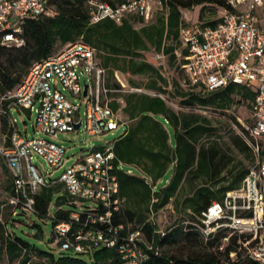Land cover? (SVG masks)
Wrapping results in <instances>:
<instances>
[{"label": "built area", "instance_id": "1", "mask_svg": "<svg viewBox=\"0 0 264 264\" xmlns=\"http://www.w3.org/2000/svg\"><path fill=\"white\" fill-rule=\"evenodd\" d=\"M50 0H0V44L22 47L21 37L28 20L52 16ZM90 24L105 20L116 25L130 16L150 20L155 0H126L111 5L104 0H82ZM232 9L222 10L213 26L182 25L179 29L180 49L186 51L181 68L190 87L211 93L228 85L254 92L245 120L233 115V131L249 147L253 161L240 185L225 193L220 202H212L184 225H191L204 241L222 235L228 243L234 238L229 259L239 256L256 264H264V26H257L254 12L264 7V0H225ZM161 5L160 0L156 1ZM243 6V9H239ZM181 58V51H174ZM155 61L164 60L154 54ZM145 93L108 72L96 59L95 50L82 39L66 44L52 56L31 65L22 81L5 93L0 102L8 103V121L12 128L10 147L0 145V156L8 170L16 197L7 198L12 214L35 213V196L44 187L61 185L79 207L65 222L53 226L59 251L89 257L94 250L115 249L119 264H144L145 250L151 246L140 232L119 236L112 226V215L121 203L117 170L135 175L132 167L115 164L112 144L95 149H82V154L63 170L57 179L42 176L33 164L35 157L52 169L59 170L70 159L63 146L48 140L59 133L81 131L89 137H100L121 130L126 134L128 121L123 113V95ZM14 109L34 110L32 138L18 132L10 112ZM82 111V113H81ZM196 113L205 114L202 110ZM82 114V115H81ZM78 128H76V126ZM41 134L44 138H38ZM4 141V139H3ZM147 183H150L147 180ZM157 233L164 235L163 230ZM221 249V248H220Z\"/></svg>", "mask_w": 264, "mask_h": 264}, {"label": "trees", "instance_id": "2", "mask_svg": "<svg viewBox=\"0 0 264 264\" xmlns=\"http://www.w3.org/2000/svg\"><path fill=\"white\" fill-rule=\"evenodd\" d=\"M104 1L115 5L126 0ZM160 2L163 11L153 21L143 24L142 18L130 16L121 25H116L108 20L90 24L82 0H50L51 17L28 20L24 24L21 34L25 41L24 46L0 44V98L22 81L33 63L57 53L58 46L64 47L79 39L95 50L96 59L107 70L109 79L115 71L146 77L147 82L143 87L129 84L145 93L123 95L127 130L124 136L112 142L115 164L121 163L136 171L135 175H128L125 170L114 172L119 186V198L123 202L119 211L112 215V226L122 227L118 231L120 237L140 232L143 241L151 246L150 250L144 249L147 255L144 264H256L239 256L234 261L229 259V253L235 248L234 238L230 237L228 243H225L219 234L204 241L191 225H184L193 215L200 214L212 202H220L226 192L237 188L249 168L240 169L236 166L232 157L222 149L216 139L217 129L212 120L195 111L227 109L234 103L233 97L239 98L249 109L254 92L244 87L228 85L215 92L206 93L197 87H190L184 75V88L173 83L171 90L167 91L168 82L159 68L144 58V54L151 51L154 54H163L182 71L181 66L185 62L182 57L187 53L180 49L178 40L179 29L184 25L181 10H191L199 6L202 10L207 5L220 8L221 11L232 9L225 0ZM201 18L200 13L199 20ZM218 21L219 19L199 25L213 27ZM135 24L142 26L137 29ZM176 50L181 51V58L174 55ZM174 101L189 112L174 111L169 106ZM7 106V102H0V145L6 148L10 147L9 137L12 133ZM222 116L230 126L231 122H235L233 116ZM229 144L252 164L253 156L249 147L236 133L229 138ZM3 167L10 181L5 187L6 197L14 198L16 195L8 170L5 164ZM169 170L171 177L168 183L160 186ZM188 184H194V188L187 194L185 186ZM73 201L61 185L44 187L35 196L33 214L43 223L49 220L53 229L55 224L67 221L71 213H79V207L88 208L82 203L76 205ZM169 204L173 207V213L184 215V220L164 229V235H160L153 217ZM3 206L5 203H0V207ZM6 206L11 208L12 221L14 216L23 214L13 215V206L7 202ZM6 227L0 223V258L3 255L9 260L20 258V264H28L32 256L38 259L34 264H119L115 249H96L87 260L82 255L67 252L56 256L36 248L14 234H4ZM32 228L35 229L34 238L43 236L40 226L33 224ZM53 239L54 235L52 242ZM180 243L192 248L202 247L208 251L190 253L185 258L161 252L164 247ZM55 244L59 248L60 243Z\"/></svg>", "mask_w": 264, "mask_h": 264}, {"label": "rangeland", "instance_id": "3", "mask_svg": "<svg viewBox=\"0 0 264 264\" xmlns=\"http://www.w3.org/2000/svg\"><path fill=\"white\" fill-rule=\"evenodd\" d=\"M156 1L157 0H155V3L152 5V9L150 12V20H148L147 22L144 21L143 24H147L150 21H153L154 18L161 11H163L162 5H157ZM239 9H243V6ZM181 13L184 25L206 24L209 22L217 21L222 16L221 9L211 5H207L206 8L202 10L201 6L194 7L191 10H181ZM200 13L202 15V18L199 20ZM254 17L257 26H264V7H262L261 9H257L254 12ZM141 26L142 24H135V28L137 29ZM62 48L63 46H58L56 51L59 52L60 50H62ZM153 54L154 53H152V51L145 53L144 58L147 59V61H149L150 63H152L155 67L159 68L162 76L168 82L169 87L167 88V91L171 90V86L173 85V83H177L179 85H182L183 87L184 77L181 69L177 68L176 64L172 63V61L169 60L168 56H165L164 60L155 61L153 59ZM122 79L124 81H127L130 85L136 87H143V85L147 82L146 77L131 76L127 73H122ZM233 98L234 103L227 109L218 111L207 110L205 111L204 115L208 116L212 120V123L217 129L216 139L219 141V144L222 149L232 157L236 166L240 169L248 168L250 165V161L246 159L244 155L238 153L235 149H233L229 144V138L235 135V133L232 130L231 126L226 122L225 117L222 116L223 114L229 116L235 115L241 118L242 120L246 119L249 111L246 108L245 103L241 102L237 97ZM169 106L176 112H189L187 109L180 108L177 101L169 103ZM10 115L11 118L14 119L16 128L20 135H22L23 137L27 136L28 138H32L34 135L32 125L34 124L36 116L34 110L30 112L29 110L14 109L10 112ZM120 134V129L114 131L113 133L93 138L87 137L83 133V130L59 133L57 135V139L48 138V140L63 146L66 150V157H68L70 160L66 162L63 167H61L59 170L52 169L46 162L36 157L33 164L38 168V171L42 176L48 178V175H50L49 177L51 179H57L59 175L63 172V170L68 168L71 165L72 161L82 154V149H88L92 146L95 147V149H100L101 147L111 145L112 142ZM36 136L38 138H44V136L41 134H38ZM3 166L4 163L0 156V203H5V206L0 207V223L3 224V226H7L6 228H4L3 233L14 234L16 237L30 243L36 248L42 251L50 252L57 256L61 252L55 244V239H53V242L51 241L53 238V229L49 220H46L45 223H43L33 213L14 216L13 221L10 219L11 208L6 206L7 197L5 194V187L10 183V181H8V175L4 172ZM170 177L171 171L169 170L161 180L160 186L166 185ZM185 188V193L188 194L191 190H193L194 184H188L185 186ZM83 206L89 207L92 206V203L85 202L83 203ZM172 209V205L169 204L153 217L159 229L164 230L172 226L173 224L184 220V215H177L176 213H173ZM50 213H52V210L50 211ZM33 224L40 226L42 229L43 236L39 239L33 237V235L35 234V229L32 228ZM207 251V249L202 247L196 246L195 248H192L190 245H183L181 243L179 245L164 247L161 249V252L166 253L169 256H177L180 258H185L190 253H200ZM82 258L84 260L88 259L87 257ZM19 259L9 260L6 255H3L0 258V264H20ZM37 261L38 259L35 256H32L31 261L28 264H34Z\"/></svg>", "mask_w": 264, "mask_h": 264}, {"label": "water", "instance_id": "4", "mask_svg": "<svg viewBox=\"0 0 264 264\" xmlns=\"http://www.w3.org/2000/svg\"><path fill=\"white\" fill-rule=\"evenodd\" d=\"M79 125L76 126V128H78Z\"/></svg>", "mask_w": 264, "mask_h": 264}, {"label": "crops", "instance_id": "5", "mask_svg": "<svg viewBox=\"0 0 264 264\" xmlns=\"http://www.w3.org/2000/svg\"><path fill=\"white\" fill-rule=\"evenodd\" d=\"M127 82V81H126ZM127 84H129L128 82H127ZM248 109V108H247Z\"/></svg>", "mask_w": 264, "mask_h": 264}]
</instances>
